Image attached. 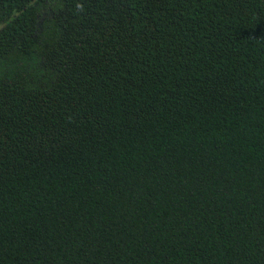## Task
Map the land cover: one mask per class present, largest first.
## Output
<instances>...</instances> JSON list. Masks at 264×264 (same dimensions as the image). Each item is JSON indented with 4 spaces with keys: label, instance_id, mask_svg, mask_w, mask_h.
<instances>
[{
    "label": "trees",
    "instance_id": "trees-1",
    "mask_svg": "<svg viewBox=\"0 0 264 264\" xmlns=\"http://www.w3.org/2000/svg\"><path fill=\"white\" fill-rule=\"evenodd\" d=\"M0 264H264V0H0Z\"/></svg>",
    "mask_w": 264,
    "mask_h": 264
}]
</instances>
